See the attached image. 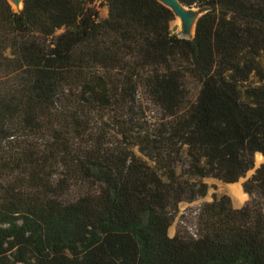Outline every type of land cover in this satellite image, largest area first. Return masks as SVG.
I'll list each match as a JSON object with an SVG mask.
<instances>
[{
	"label": "trees",
	"instance_id": "16d2710c",
	"mask_svg": "<svg viewBox=\"0 0 264 264\" xmlns=\"http://www.w3.org/2000/svg\"><path fill=\"white\" fill-rule=\"evenodd\" d=\"M178 1L192 39L159 0H0V264H264V165L169 235L264 156V0Z\"/></svg>",
	"mask_w": 264,
	"mask_h": 264
},
{
	"label": "rangeland",
	"instance_id": "374dc122",
	"mask_svg": "<svg viewBox=\"0 0 264 264\" xmlns=\"http://www.w3.org/2000/svg\"><path fill=\"white\" fill-rule=\"evenodd\" d=\"M102 2H104V0H97V6L100 12L101 19H104L108 15V9L107 7H100V4ZM171 10H173L175 13V20L171 24L172 32L181 38L192 39L195 34L196 22L201 16L199 9L184 8L181 11H176L171 8ZM190 87L192 89V93L194 94L196 87ZM143 102L144 105H146L148 108L147 117L149 121L152 123H157L161 117L159 111H157L156 108L150 105V103L148 104L144 99ZM262 165H264V156L257 155L255 169L250 171L245 178L240 179L239 182L235 184H225L213 178H207L199 181L209 187L207 196L205 198H200L192 203L185 202L180 206L179 213L169 231L170 237L172 238L178 234L186 236V234L195 229L197 222L196 215L199 212L201 206L205 203H211L214 200V197L226 195L231 199L232 206L235 209L243 208L251 200V197L244 190V183L248 179H250L254 175L255 170L260 168ZM230 185H237L240 188L241 193L246 196L245 200L242 203H238L235 200L230 190ZM79 194L80 190L77 189V187H74L72 192L70 193V199H76Z\"/></svg>",
	"mask_w": 264,
	"mask_h": 264
},
{
	"label": "bare ground",
	"instance_id": "6f19581e",
	"mask_svg": "<svg viewBox=\"0 0 264 264\" xmlns=\"http://www.w3.org/2000/svg\"><path fill=\"white\" fill-rule=\"evenodd\" d=\"M13 9L19 11L22 9V1H19V5H15L12 0H9ZM230 190L238 203H242L244 201L243 194L241 193L240 188L237 185H230Z\"/></svg>",
	"mask_w": 264,
	"mask_h": 264
},
{
	"label": "water",
	"instance_id": "95a60500",
	"mask_svg": "<svg viewBox=\"0 0 264 264\" xmlns=\"http://www.w3.org/2000/svg\"><path fill=\"white\" fill-rule=\"evenodd\" d=\"M15 5H19V1H22V9L24 7V0H12ZM162 4L167 6L168 8H173L176 11H181L184 7L178 0H159ZM21 9V10H22ZM173 11V10H172ZM174 12V11H173ZM175 14V13H174ZM197 23V22H196ZM260 155V154H259Z\"/></svg>",
	"mask_w": 264,
	"mask_h": 264
},
{
	"label": "crops",
	"instance_id": "0c3cea01",
	"mask_svg": "<svg viewBox=\"0 0 264 264\" xmlns=\"http://www.w3.org/2000/svg\"><path fill=\"white\" fill-rule=\"evenodd\" d=\"M107 16H108V15H107ZM105 18H107V17H105ZM105 18H104V19H105Z\"/></svg>",
	"mask_w": 264,
	"mask_h": 264
}]
</instances>
